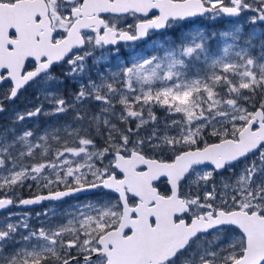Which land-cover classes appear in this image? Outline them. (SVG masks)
I'll list each match as a JSON object with an SVG mask.
<instances>
[{
  "label": "snow or ice",
  "instance_id": "obj_1",
  "mask_svg": "<svg viewBox=\"0 0 264 264\" xmlns=\"http://www.w3.org/2000/svg\"><path fill=\"white\" fill-rule=\"evenodd\" d=\"M5 83L39 103L0 124V264H264V0H0Z\"/></svg>",
  "mask_w": 264,
  "mask_h": 264
},
{
  "label": "rangeland",
  "instance_id": "obj_2",
  "mask_svg": "<svg viewBox=\"0 0 264 264\" xmlns=\"http://www.w3.org/2000/svg\"><path fill=\"white\" fill-rule=\"evenodd\" d=\"M243 19V17L241 18V20ZM236 21L235 20H231L230 21V24L228 25V27H231L233 24H235ZM193 30H197V29H200V28H203L204 30L206 31H213L212 29H209L208 27L206 26H203V25H193ZM218 29H224V28H218ZM245 32H247V28H245ZM168 35V33L165 34V36ZM155 42V43H154ZM163 43V45L165 47L169 46V44L171 43V40H160V37H154L146 42H140L138 43L137 45H131L133 48L136 49L137 52H140L141 54H157V55H162L163 54V49L159 48V45ZM212 47L214 49H218L219 47H222L223 45V38L217 36L212 42ZM96 56H100L102 55V50H98L96 53H95ZM121 55L124 56V57H127L128 56V51L125 50V46H123V48L121 47ZM188 61H192V58H186ZM111 62L113 64H115V58L113 57ZM88 66H89V71L93 73H95V68L93 66V59L90 58L88 60ZM202 63V61H192V68L191 69H188L186 68L185 71H195L196 70V66L200 65ZM100 66H101V70H103V67L105 66V62L104 61H101L100 62ZM63 71V70H62ZM62 74V73H61ZM59 74V75H61ZM60 87L64 90V94L65 96H69V94L75 90L74 86H73V83L68 80V79H65L64 81V84L63 85H60ZM32 90L33 89H36L35 86H32L31 88ZM37 103H39V101L36 99V96L34 97H30L29 95L27 94H22L20 97H19V100L17 102V105L19 106H13L12 103H8L6 104L5 106L9 109V111L7 112H4V113H0V117H4V120L6 121H3L2 119L0 120V124H3V123H7L8 122V118L9 116L11 115V109H16L18 111H25L27 110L28 108L30 107H33L34 105H36ZM13 107H17V108H13ZM45 107L47 108L48 105L45 104ZM117 111H119V108H117ZM157 115L163 117L164 113L162 111H157ZM61 119H64L63 117H61ZM48 122L45 120L44 117H39L37 119H34L32 121H26L25 123L31 127L33 124H38L39 127H43L44 124ZM120 127H124L123 124H120ZM132 127H135V124H132ZM97 144L101 145L103 144V142L97 138ZM239 167V165H237V168ZM222 175L224 176H228L229 173L227 171L223 172ZM216 179L219 180L220 179V175H217L216 176ZM164 181H160L157 183V187L159 188V190L161 191H164V184H163ZM185 190L187 191V188L185 187ZM33 193H30L28 190H27V186H25L24 190H23V195L26 197V196H29V195H32ZM101 196L100 193H92L90 195H81V196H78V197H73V198H68L66 199L63 203L57 205V207L59 209H63L64 207H66L67 205L69 204H72L74 202H77V201H84V200H87V199H97ZM41 207H48L47 204L45 205H42V206H39V207H36L34 209H25L24 211L22 210H18L16 208H13L9 211L11 212H29L32 214L33 216V219H32V223H36L37 221L34 219V216H35V213L40 211L41 210ZM7 215V213L3 214V216ZM3 216H0V217H3Z\"/></svg>",
  "mask_w": 264,
  "mask_h": 264
},
{
  "label": "flooded vegetation",
  "instance_id": "obj_3",
  "mask_svg": "<svg viewBox=\"0 0 264 264\" xmlns=\"http://www.w3.org/2000/svg\"><path fill=\"white\" fill-rule=\"evenodd\" d=\"M242 18V17H241ZM232 19H230V18H222V19H219V20H216V21H212V20H204V19H197L196 20V22H195V24L194 25H196V24H198V25H203V26H206V27H208L209 29H212V30H218V28H226V27H228V25L230 24V21H231ZM126 22L127 23H134V20L131 18V17H127L126 18ZM165 34L166 33H157V34H153V35H150L149 37H147V38H145V39H143L142 41H139V42H132L131 43V45H137L138 43H140V42H146V41H148V40H150V39H152V38H154V37H160V40L162 41V40H164L165 39ZM123 42H121V47L123 48ZM62 70H64L63 68H62V66H57L56 68H54L53 69V71L59 76V74H61L62 73ZM32 86L33 85H29L26 89H24L19 95H18V97L14 100V101H8V102H5L6 104H8V103H12L13 104V106H19V105H17V102H18V100H19V97L22 95V94H27V95H29L30 97H34V96H36V89H31L32 88ZM73 86H74V88H76V85L75 84H73ZM7 88H8V84L7 83H5V84H0V93H2V92H4V91H6L7 90ZM5 104V105H6ZM13 108H17V107H13ZM3 120V121H5L4 120V117H0V120ZM6 122V121H5ZM161 181H164V180H161ZM163 184H164V190H165V181L163 182ZM159 189V188H158ZM95 193H99V192H95ZM101 194V193H100ZM13 208H16V207H13ZM13 208H10L9 210H11V209H13ZM16 209H18V210H22V211H24V209L23 208H16ZM8 210V211H9ZM5 213H7V212H0V216H3V214H5Z\"/></svg>",
  "mask_w": 264,
  "mask_h": 264
},
{
  "label": "water",
  "instance_id": "obj_4",
  "mask_svg": "<svg viewBox=\"0 0 264 264\" xmlns=\"http://www.w3.org/2000/svg\"><path fill=\"white\" fill-rule=\"evenodd\" d=\"M32 207H34V206H32Z\"/></svg>",
  "mask_w": 264,
  "mask_h": 264
}]
</instances>
